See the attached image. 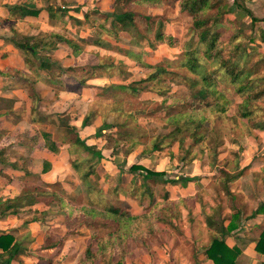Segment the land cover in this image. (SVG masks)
<instances>
[{
    "label": "rangeland",
    "instance_id": "374dc122",
    "mask_svg": "<svg viewBox=\"0 0 264 264\" xmlns=\"http://www.w3.org/2000/svg\"><path fill=\"white\" fill-rule=\"evenodd\" d=\"M25 1L22 0L21 3ZM215 1H222L224 5L227 4L232 7L234 12L232 14L236 15L234 30H240V39L247 42L248 40H253L252 44L249 43V49L252 48L251 51H253L251 62V66H254L255 71L253 79L257 84L261 85L259 90L264 89V41L261 37L264 33V21L251 24L252 19L247 18L240 12H236L238 6L234 3V0ZM84 2L85 0H52L50 3L49 0L47 2L45 0H36L32 5L33 7H40L46 4L52 10L56 7L59 8L58 11L66 8H79L80 10L78 12L71 11L73 14L71 12L65 13L62 16V21L56 24L53 23V25L45 26L34 18L28 21L32 28H40L41 26L48 29H42V36L46 37L44 40L49 45L48 49H44L36 57H33L35 60L60 62L58 58L59 52L56 51L58 42L53 37L54 32H57L75 40L83 48V51H88L89 57L85 63L92 64L99 60V65H102L99 69L92 70L93 67H88L77 72V74L73 72V74L76 76L84 73L92 75L89 72H95L93 76L99 80V83L102 85L107 84L106 86L95 88V100L93 101L92 99L88 100L85 95L78 99L79 93H71L67 96H73L71 102L81 100L79 103L81 106L76 113L74 106H66L62 112H54L55 110H53V112L48 114L49 118L53 120L51 124H44L33 130H16L14 148L0 147V149L5 150L4 154L8 155V158L5 159L10 164V167L18 172L17 177H15L17 181L15 188H13V185H8L7 175L0 179V189L7 190L8 193L6 191V195H13L18 190L21 193L25 190L36 191V193L45 191L47 193L41 196L39 203L36 204H46L48 206L47 212L40 214L38 207H30L22 212L24 214L22 219L24 220L43 219V231L36 232V237L32 236L33 232L31 231L30 238H26V229L21 230L23 234L19 235V237L25 238L26 246L29 248L39 238H44V233L49 235L45 242L46 246L61 241L60 239L66 233V226H61L65 215L56 203L57 199L54 201L56 197L49 193L57 192L71 202H77V196L66 190L74 186L73 181L78 179L73 165L76 162L75 160L81 163L85 161L83 165L85 170L90 164L88 161L94 163L97 168L95 170L96 175L92 176L93 178L90 179V182L104 188V192H107L106 197L102 198L104 203L119 204V202H128L136 204L141 197L137 199L132 196V190L134 187L142 185L144 171L135 173L138 176L135 179L136 184H133V180L130 181L128 177V179H125L126 175H131L129 168L133 164H138L144 169L153 172L166 173L168 179L196 177V180L188 181V183L195 181L197 183L201 178H211V185L218 186L223 190L225 187L223 171L228 170L232 173H238V160L240 162L241 158L242 161L246 158L256 160L258 156L264 153V146H259L253 150L249 149L253 148L249 140L252 138V133L255 132L251 130L247 120H243L240 117V105L244 98L232 89L229 83L230 79L219 81L218 94L209 95L206 99H202L199 91V89L203 88L200 77L196 72L182 66L185 57L180 50H171L168 45L162 46L164 48L159 50L158 46L156 49L158 53L151 51L143 56L142 52L149 50L128 46L136 58L133 59L128 56V59H125L123 56L124 60H117L119 54L110 55L111 52L108 50L100 48V45L91 43V41H97V39H105L108 42L115 43L114 38L109 34L112 30L114 13L110 0H102L100 3L97 0H87L86 4ZM240 4L245 6V1L241 0ZM148 12L153 15H163L168 19L166 31L179 35L182 40L186 37H192V15L187 12L181 13L178 5L174 4L172 0H165L163 7L148 9ZM263 18L264 15L258 19ZM0 19L3 21V16H0ZM140 29V31H146L144 26ZM3 33L6 39H19L17 32H11L10 34L5 30ZM119 35H123L122 41L120 40L123 45H128L132 40L133 33L121 31ZM192 39H194L193 42L195 44L196 38L193 37ZM142 45L145 48L149 46L147 41H143ZM198 58L201 65L209 66L205 56L199 53ZM155 61H160L167 72L158 75L152 80L150 76L155 73V70L151 69L149 65H154ZM111 63L114 66H112L110 74L114 77L108 76L103 71L104 66L111 65ZM131 86L136 88L138 92L130 90V88L128 90L120 89ZM226 99L231 101L227 107L228 110L219 112L218 109L223 108ZM193 110H196L194 116L196 122L194 124L187 125L185 123V121H189V117H187L189 118L188 120L179 121L178 125L173 123L175 116L192 113ZM252 110L255 112L254 120L256 122H264V98L255 102ZM203 117H206V122L201 125L198 133L203 135L205 139H203L202 143L196 144L195 127L199 125V121ZM84 118L85 120L88 119V123L85 126L90 125V129L89 131L79 130V132L73 126L82 123ZM62 124L68 127L67 131L63 132L64 135L59 133V128ZM177 126H180L182 131L175 134L174 129ZM43 132H50L54 143H51V139L48 142L45 137L43 138ZM62 137H66L68 140L57 148L56 139L60 143ZM77 138L85 140L84 142H88L90 145L86 144L94 151L104 152L106 156L99 160L89 152H85L82 156H79L80 153L78 154L77 152L74 153L73 157H70L68 154L69 150L77 151L78 147L79 150H84L83 146L79 144L78 147H75ZM175 138L177 141L174 140ZM162 139L164 141L161 149L155 151V143ZM52 146L58 152L62 151L66 155L64 162H58L60 170L67 171L66 168H69L66 178L61 182H53V184L42 177L45 163L49 165V172L55 170V160L53 159L54 161L51 162L49 159L54 157L53 154H57V156L61 154L53 152ZM58 159L61 160V156ZM103 160L108 161L105 166L102 164ZM79 177L83 181L82 176L79 175ZM149 185L156 186L158 190L157 199L161 200L160 202L168 199L165 196L167 195V190L164 188L165 185L155 183L152 180L149 181ZM198 187L199 189L201 188L200 184H198ZM120 188H122V192L125 191L123 189L127 190V197L124 199L121 197L123 195L120 192ZM221 192L222 195L225 194L224 190ZM97 193L94 198L101 196ZM97 199V201L101 200L100 198ZM81 200V203L84 204V201L88 200V198L84 195ZM122 204L124 205V203ZM183 207V205H180L176 208L182 210ZM136 209L141 211L142 208L137 206ZM84 221L86 222L87 220ZM167 224L158 222L154 227V235H149L148 225H143V227L140 224L145 229L142 233L149 239L147 240L148 245L162 247L167 245L169 248L172 247V243L167 240L163 242V237H165V233L169 228L166 226ZM13 229H16V227ZM115 229L116 225L111 222H101L95 226L96 233L101 237L105 236L106 233L114 232ZM178 232L183 234L181 230ZM91 233V228H82L79 234L74 233L68 237L70 239V241H67L68 243L64 244L66 241L62 242V245L66 246L65 249L63 247L61 251L59 249L42 251V259L40 261L36 260L32 264H105V259L97 257L93 260L89 257V252L93 253V251L97 250L98 243V241L92 242ZM73 238L75 240L71 241ZM139 245L143 246V242L129 238L128 242L125 243V248L134 250ZM188 250L187 248L186 252Z\"/></svg>",
    "mask_w": 264,
    "mask_h": 264
},
{
    "label": "crops",
    "instance_id": "0c3cea01",
    "mask_svg": "<svg viewBox=\"0 0 264 264\" xmlns=\"http://www.w3.org/2000/svg\"><path fill=\"white\" fill-rule=\"evenodd\" d=\"M21 1L22 0H0V16H3L4 18L3 21L0 19V147L3 148H14V142H16V138H14L16 130H33L34 128H38V126L51 124L53 120L49 118L48 114L53 112V110H55L54 112H62L64 107L74 106L76 113L81 106L79 104L81 100L78 102L75 100L71 102L73 96L67 97L71 93H79L78 99L85 95L88 100L92 99L93 101L95 100V88L107 85L106 83L104 85L99 83V80L93 76V74L88 75L84 73L83 75L78 74V76H76L73 72L66 71V69L70 68L87 69L88 67L98 66L100 63L99 60L92 64L85 63L89 57L88 51H83L80 55L75 56L71 47L65 42L57 44L58 49L56 51L59 52L58 58L60 62L35 60L33 57H36V55L44 49H48L49 45L44 40L46 37L42 36V29H48L41 26L40 28H32L28 21L34 18L43 25L47 26L49 24L53 25V23L56 24L61 22L62 18L55 14L58 12V7L52 10L45 4L44 6L35 7L36 9L42 10L39 16H28L23 20H16L11 17L7 6L14 4H27V0L24 3H21ZM35 1L36 0H34V2ZM45 1L47 2V0ZM101 1L102 0H97L98 3ZM240 1L241 0H239V2ZM242 1H245L246 9L250 10L254 17L261 18L264 15V0ZM49 2L51 3L52 0H49ZM86 3L87 0H85L84 4ZM50 5L52 6V4ZM110 5L113 8V0H110ZM67 9H69L68 12H78L80 10L79 8ZM73 12H71V14H73ZM236 12L241 13L239 6L237 7ZM229 17L232 20L236 19V15L234 14H231ZM246 17L251 19L249 16ZM51 29L56 30L55 28ZM5 30H7L10 34L11 32H17L21 36L37 37V43L40 45L37 54H26L24 51L17 48L13 44L12 40L4 37L5 35H3V32H5ZM54 33V35L66 37L63 34L57 32ZM122 36L123 35H119L117 39L111 36L114 38L115 43L108 42L105 39H97V41H91V43L100 45V48L108 50L111 52L110 55L119 54L117 60H124V57L125 59H128V56L133 59L136 58L135 56L130 55L132 51L128 47H133L134 45H132L131 42L128 43V45H123L121 42V39L123 38ZM162 46L167 45H159V50L164 48ZM79 47L81 46L79 45ZM134 47L138 48L140 46ZM140 48H142V50H149L147 51L148 53L143 51V56L149 54L151 51L158 53V51H156L158 47L156 49H152L150 47L145 48L142 45ZM171 50L179 51L178 48H171ZM42 62L46 63V66H43ZM52 62H55L56 65L49 68L48 66L49 64L52 65ZM153 64H161V62L155 61ZM112 66H114L113 63H111V65L104 66L105 68H103V71L110 77H114L110 74ZM69 113H71V111H69ZM84 121L85 118L82 123L77 126H73V128H76L78 131H89L90 125L85 126ZM67 129L68 127L65 124H62L59 128V133L63 134V132L67 131ZM252 131L255 133H252V138L249 142L253 145V148L249 149L253 150L259 146L263 147L264 131ZM44 137L48 140V142L52 140V134L50 132H43V138ZM53 140L51 143H54ZM67 140L68 139L66 137H62L60 143H58L56 139V147L59 148L58 146L65 144ZM81 140L85 141L83 139ZM86 143L90 145L88 142ZM75 147L78 146L76 145ZM4 153L5 150L0 149V179H3L7 175L8 185H13V188H15L17 183L15 177H17L16 175L18 172L10 167V164H8L5 159L8 158V155ZM55 153H61L58 156L57 154H53L54 157L49 159L51 162L55 160V170L48 172L47 174H43L42 176L45 180L51 182L52 184L53 182L57 183L63 181L69 173L68 167L66 168L67 171H61L60 165H58V162H64L66 156L65 153L62 151L58 152V150ZM74 153L75 150L73 149L68 151L70 157H73ZM102 155L104 157L106 156L104 152ZM59 156H61V160L58 159ZM107 162V160H103L102 164L105 166ZM237 169H239L238 173H232L226 170L231 176L241 175L238 176V178H235V180L230 183L228 188L224 187L223 190L225 191V194L223 195L221 192L223 190L220 187L211 185V178H201L197 181V183L195 181L180 183L177 186L172 184L164 186L167 190V195L165 196L168 200H185L183 209H180L179 218H170L168 224L166 225L169 228L165 233V237H163V242L167 240L172 243V247L169 248L167 245H164L163 247L151 245H149V247H144L139 245L138 248L134 250H127L125 248L124 251H120V254L116 256L117 258L113 256L112 260H110V252L104 251L103 254H100L97 243V250L93 251L92 256H89L90 259L94 260L97 257H100L101 259H105V264H214V262L206 255L208 247L211 245L214 236L217 234L216 228L209 226L207 221L208 217L213 215L215 221L220 223L219 226L221 227L223 225L228 228L229 226L232 227L235 225L232 232L226 236V243L232 248L236 246L242 250V254L237 259L238 264H263L264 255L259 254L256 251V245L261 234L264 232V153H262L261 156H258L256 160H253V158H246L242 161L241 158V162L240 160L237 161ZM75 174H77L78 179L73 181L74 186H71L66 190H69L72 195L77 196V202L73 203L62 196L73 207H87L90 209L103 210L109 208L111 205H119L121 208L136 215L143 214L145 212V208L148 207V203H141L140 199L138 200L139 202H136V204L119 201V204L112 202L104 203L102 198H105L107 195V192H104V188L92 183L95 187V191L91 194L88 192L83 181L80 179V174L78 172ZM127 177L130 181H132V175H126L125 179H128ZM198 184H200V189ZM152 187L155 193L156 202H160L161 200L157 199L158 190L156 189V186ZM124 190L127 191L126 189ZM6 191L7 190H4L3 188L0 189V196L4 199L15 198L21 194V191L18 190L13 195H6L8 193V191L7 193ZM98 191H101L102 194V197L96 195L97 198L101 199H99L100 201H97L98 199L96 197V199L94 198V195ZM120 192L122 194V188H120ZM84 195H86L88 200L84 201L85 203L82 204L81 197ZM121 197L124 199L127 196L123 195ZM122 203H124V205ZM137 206L142 208L141 211L136 209ZM33 207H38L40 214L47 212L48 209L46 204H39ZM24 211L25 209L22 210V212ZM22 212L18 215L9 214L6 217L0 218V231L2 233L14 235L18 241L23 242L25 245V249L23 251V255L20 257V260L14 261L13 264H32L36 260L40 261L42 259V251H54L55 249H59L61 251L63 247L65 249L66 246L64 244L68 243L67 241H70L68 237L74 233L79 234L82 228L92 229V233L90 235L92 242H97V237L104 239L110 234L109 232L106 233L105 236L101 237L96 233L95 226H97L98 223L100 224L103 222L102 220L96 221V225L91 227V224L93 223L91 219L87 220L89 221L87 224L84 221L85 219H82L75 223V226L69 228L66 222V214L61 211L65 215L61 226H66V233L63 235L62 239H60L61 241H57L53 245L46 246L45 242L47 241L49 235L44 233V238H39L37 242L29 248L26 246L27 244L26 240H24L25 238L19 237V235L23 234L21 230L26 229V238H30L32 234L30 233L31 231L33 232L32 236L36 237V232L43 231V219L24 220L22 219L24 216ZM235 216H238L239 219H235ZM15 227L16 229H13ZM179 230H181V233L183 234H180L178 232ZM74 240V238L71 239V241ZM62 242H64L63 245ZM187 248L189 249L188 252H186Z\"/></svg>",
    "mask_w": 264,
    "mask_h": 264
},
{
    "label": "trees",
    "instance_id": "16d2710c",
    "mask_svg": "<svg viewBox=\"0 0 264 264\" xmlns=\"http://www.w3.org/2000/svg\"><path fill=\"white\" fill-rule=\"evenodd\" d=\"M33 2L34 0H27V4L8 5L7 7L11 17L16 20H23L28 16H39L42 10L33 7ZM172 2L178 5L181 13L187 12L192 15L191 38L186 37L182 40L179 35L166 31V22L168 19L163 15H153L148 12V9L163 7L165 0H113L112 6L114 13L110 35L117 39L119 33L124 31L133 33L131 44L134 46L142 47L143 41H147L149 44L148 47L152 49H156L159 45L163 44L171 48H178L180 52H183L182 54L185 57L182 66L196 72L200 77L199 79L203 85V88L199 89L202 99H206L209 95L218 94L219 81L222 79H230L229 83L232 89L244 98L240 105V117L243 120H247V124L250 125L251 130L264 131V122H256L253 118L255 112L252 110L254 103L264 98V89L259 90L261 85L257 84L253 79L255 74L254 66H251L253 51H251L252 48L249 49V43L252 44L253 40H248V42L241 40L240 30H234L236 24L234 20L229 17L233 12L232 7L227 4L224 5L222 1L215 0H172ZM235 4L239 6L244 16L251 17V24L264 21V18L258 19L254 17L250 10L240 4L239 0H235ZM60 10L61 11L55 14L62 18L69 9ZM142 26L145 27V32L140 31ZM18 36L19 39L12 40L17 48L21 49L26 54H37L40 46L38 45L39 43H37V37ZM54 37L58 44L63 42L67 43L73 50L75 56L82 53V48L79 47L78 43L73 39L57 35H54ZM193 37L196 38L195 44L193 42L194 39H192ZM261 37L264 41V33ZM199 53L206 57L209 66L199 63ZM130 55L135 56L133 53H130ZM42 65L46 66V63L42 62ZM54 65H56V63L52 62V65L49 64L48 67L51 68ZM101 67L102 65H99L93 67L92 70ZM149 67L155 70V73L150 76L152 80L158 75L167 72L161 64L149 65ZM82 70L84 69H66V71H71L76 74ZM94 73L95 72H89V74ZM129 88L130 90L138 92L133 86L122 87L120 89L128 90ZM230 103L231 101L226 99L225 105L223 108L218 109V111L226 112ZM195 114L196 110H193L192 113L180 114L178 117L175 116L173 118V123L178 125L177 123L179 121L184 119L188 120L190 118L189 121H185V123L187 125H192L196 122L194 117ZM199 122V125L195 127L196 132H194L196 144L202 143L203 139H205L198 131L201 125L206 122V117L201 118ZM87 123L88 119L84 121V125ZM174 130L176 134L181 132L182 128L177 126ZM174 140L177 141L176 138ZM163 141L162 139L155 143V151L161 149ZM76 144L84 148V150L81 151L78 147V150L75 151V153H80L79 156H82L83 152H89L97 159H103L101 152L94 151L80 138H77ZM51 148L53 152L57 151L54 146ZM75 161L76 162L73 164L75 170L82 176L84 185L88 192L92 194L95 191V187L90 182V179L96 173V166L92 161H88L90 164L85 170L83 168L85 161L82 163L77 162V160ZM48 167V163H45L43 169L44 174L49 172ZM129 170L131 171L130 174L132 175L133 184H136L135 179L138 177L135 173L144 171L142 185L140 187H134L132 190V196H135L137 199H139L138 197L142 198H140L141 203L145 201L148 202V207L145 208V212L141 215L132 214L119 205H111L109 208L103 210L90 209L87 207L76 208L71 206V204L57 192L49 193L53 197H56L54 201L57 199L56 203L61 208L60 210L66 214V222L69 228L75 226V223L82 219H91V221H93L91 227H94L98 220L111 222L113 225H116L115 231L110 232L104 239L97 237L100 254H103L104 251H109L110 260H112L113 256L117 258L116 256L120 254V251H124L125 243L128 242L129 238L143 242L144 247H149L147 244V240L149 239L142 233L145 230L143 225H148L149 235H154V227L158 222L168 223L170 218H179L180 216V210L176 207L183 205L185 200L170 201L166 199L162 202H156L155 193L153 187L149 185V181L152 180L162 185H178L180 183L196 180V177L188 179H168L166 173L153 172L144 169L138 164L131 165ZM223 173L225 177L223 183L227 188L235 178L241 175L231 176L227 171H223ZM98 192L97 194L102 196L101 191ZM44 194L47 193H45V191H43V193H36V191L25 190L15 198L4 199L0 196V218L6 217L9 214L18 215L22 210L35 206L39 203L40 197ZM122 195H127V191L122 192ZM143 198L146 199L144 200ZM235 219H239V217L235 216ZM207 221L209 226H213L217 230V234L214 236L211 245L206 251L207 257L212 260L214 264H238L237 259L242 254V250L236 246L232 248L226 243V236L232 232L235 225L232 227L229 226L228 228L223 225L221 227L219 226L220 223L215 221L213 215H210ZM88 222L89 221H86V224ZM140 224L143 227H141ZM24 249V243L18 241L14 235L2 233L0 231V264H13L14 261L20 260ZM256 251L264 255V232L257 241ZM89 256H92V253L89 252Z\"/></svg>",
    "mask_w": 264,
    "mask_h": 264
}]
</instances>
